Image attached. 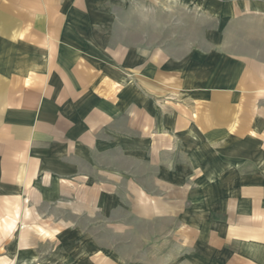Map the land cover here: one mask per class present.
<instances>
[{
    "label": "crops",
    "instance_id": "obj_1",
    "mask_svg": "<svg viewBox=\"0 0 264 264\" xmlns=\"http://www.w3.org/2000/svg\"><path fill=\"white\" fill-rule=\"evenodd\" d=\"M144 1L0 0V264H264V0Z\"/></svg>",
    "mask_w": 264,
    "mask_h": 264
},
{
    "label": "rangeland",
    "instance_id": "obj_2",
    "mask_svg": "<svg viewBox=\"0 0 264 264\" xmlns=\"http://www.w3.org/2000/svg\"><path fill=\"white\" fill-rule=\"evenodd\" d=\"M141 4L138 3L142 8L146 4L144 0H141ZM147 6L150 10L156 12L154 16V39L160 38V31L163 30L165 33L168 32L170 42L175 43L177 39L181 43L193 42L192 40L200 42L204 45L205 39L201 37L203 33L206 34L208 29L214 28L218 21L214 19H208L205 17L206 7L201 3L198 6L197 0H148ZM9 9H17L18 4H8ZM20 10H33L32 4H20ZM41 9H46L45 4H41ZM129 8H121V10H128ZM165 24H160L162 20ZM30 21L31 19L26 20ZM42 22L45 20H41ZM48 21V20H47ZM143 21V20H142ZM138 24L143 26V22L138 20ZM43 25V24H42ZM163 27V29L161 28ZM200 33V34H199ZM23 38L25 35H21ZM165 35L163 34V38ZM243 38H246L242 41ZM224 41L223 34L218 37V41ZM253 40V44H256V35H243L239 32L236 34L227 35L226 44L230 47V50L234 53H241V42L250 43ZM169 42V43H170Z\"/></svg>",
    "mask_w": 264,
    "mask_h": 264
}]
</instances>
